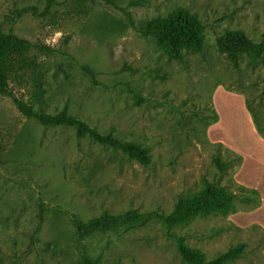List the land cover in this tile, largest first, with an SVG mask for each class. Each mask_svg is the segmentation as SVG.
I'll return each instance as SVG.
<instances>
[{
    "label": "rangeland",
    "instance_id": "obj_1",
    "mask_svg": "<svg viewBox=\"0 0 264 264\" xmlns=\"http://www.w3.org/2000/svg\"><path fill=\"white\" fill-rule=\"evenodd\" d=\"M26 7L40 15L20 13ZM180 8L205 25L204 50L185 51L182 61L143 33ZM231 28L261 40L264 0H0L1 30L57 51H30L10 81L16 97L146 146L152 159L143 165L75 128L43 125L0 94V264H80L66 212L83 220L170 213L207 179L234 194V209L171 232L207 260L244 243L243 256L227 264H264V65L248 56L235 64L218 50L217 36ZM86 243L102 264H189L154 215Z\"/></svg>",
    "mask_w": 264,
    "mask_h": 264
},
{
    "label": "trees",
    "instance_id": "obj_2",
    "mask_svg": "<svg viewBox=\"0 0 264 264\" xmlns=\"http://www.w3.org/2000/svg\"><path fill=\"white\" fill-rule=\"evenodd\" d=\"M28 12H32L35 16L40 15L35 7L23 8L20 13ZM41 14L44 15L43 13ZM204 30L205 25L198 14L188 9L180 8L166 19L151 20L143 33L145 36H153L158 39L169 58L182 61L185 51L202 52L204 50ZM216 46L232 63L237 64L241 57L248 56L253 61L261 62L264 65V37L257 41L245 30L231 28L226 29L222 34L217 36ZM35 47L46 51L47 55L57 53L55 48L34 44L12 31L0 29V94L12 97L16 107L23 115L35 118L43 125L75 128L78 137H90L100 145L120 150L143 165H149L152 159L148 147L126 141L116 136L113 132L102 133L86 121L68 114L64 110L53 115L38 111L34 106L35 103H30L16 97L10 87V81L15 73L25 71L28 63L27 55ZM83 69L96 81L94 70L88 66H84ZM38 81L39 79L36 78V87L34 88L35 100H38L43 93ZM262 94L264 95V88ZM246 103L248 110L256 122L255 125L257 124L258 128L262 127L251 100H247ZM215 160L221 169L226 166L221 160L220 155H217ZM233 199L234 194L232 192H229L224 187H217L214 181L207 179L204 181V186L200 191L179 199L170 213L160 210L151 212L128 210L121 214L104 212L89 220H83L72 212L66 213L69 215L76 240L80 247V264H102L100 258H95L90 254L86 243L88 238L98 233L117 232L121 228L135 226L144 221L149 215H154L162 221L163 226L168 231V235L175 239L178 252L185 262L189 264H227L243 256L246 244L241 243L215 258L207 260L201 250L190 247L183 237H179L171 231L177 226L189 224L198 216L229 213L234 209Z\"/></svg>",
    "mask_w": 264,
    "mask_h": 264
}]
</instances>
